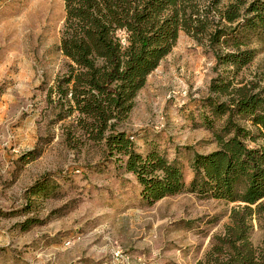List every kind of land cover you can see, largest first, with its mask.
<instances>
[{"label":"rangeland","instance_id":"rangeland-1","mask_svg":"<svg viewBox=\"0 0 264 264\" xmlns=\"http://www.w3.org/2000/svg\"><path fill=\"white\" fill-rule=\"evenodd\" d=\"M64 20L63 0H0V264H208L244 204L188 192L149 204L125 158L80 137L50 93L64 73ZM245 49L255 56L237 71L180 33L123 124L136 150L177 161L188 184L193 153L217 149L202 126L204 114L212 117L208 100L228 102L233 88L264 90V42ZM44 182L46 192L31 194ZM249 223L252 245L264 249V215Z\"/></svg>","mask_w":264,"mask_h":264},{"label":"trees","instance_id":"trees-1","mask_svg":"<svg viewBox=\"0 0 264 264\" xmlns=\"http://www.w3.org/2000/svg\"><path fill=\"white\" fill-rule=\"evenodd\" d=\"M63 1L59 51L64 73L50 93L66 109L64 118H72L80 137L102 142L108 155L125 158V171L136 178L149 204L186 192L244 204L226 234L215 239L208 264H264V249L249 238L251 217L264 215V144L258 143L264 140V90L233 88L228 102L208 100L212 117L204 114L202 126L213 134L217 149L193 153L188 184L177 161L169 162L155 148L139 153L123 129L147 77L180 33L206 42L221 64L237 71L249 64L255 51L240 48L253 39L264 42V0ZM225 49L231 52L218 54ZM230 85L221 87L227 91ZM30 190L40 194L47 185Z\"/></svg>","mask_w":264,"mask_h":264}]
</instances>
